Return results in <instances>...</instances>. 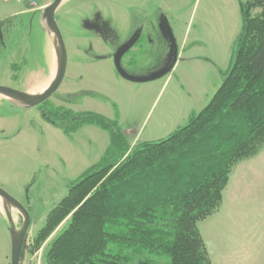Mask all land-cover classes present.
Returning <instances> with one entry per match:
<instances>
[{"label": "rangeland", "instance_id": "374dc122", "mask_svg": "<svg viewBox=\"0 0 264 264\" xmlns=\"http://www.w3.org/2000/svg\"><path fill=\"white\" fill-rule=\"evenodd\" d=\"M34 1L37 8L21 1L8 4L17 6L12 10L16 11L36 10L50 2ZM245 1L66 0L57 8L55 21L67 57L61 84L45 102L28 109L0 97V188L28 212L26 248L44 226L47 213L102 160L109 146L106 129L91 123L64 133L43 113L61 107L74 114L99 115L115 122L131 146L166 139L198 114L221 85ZM3 2L0 15H8L12 11L4 9ZM40 16L37 10L0 20V86L25 92L48 75V43ZM162 20L177 47L173 69L151 81L126 80L115 68L114 54L138 30L143 37L136 50L121 58L123 72L142 78L166 67L168 43L159 30ZM10 213L20 228V213L14 208ZM66 227L67 223L59 226L35 253L27 248L20 264H43L45 252ZM196 227L206 233V224ZM10 248L8 223L0 212V264H10ZM146 259L169 263L167 256ZM213 262L224 264L219 254Z\"/></svg>", "mask_w": 264, "mask_h": 264}, {"label": "trees", "instance_id": "16d2710c", "mask_svg": "<svg viewBox=\"0 0 264 264\" xmlns=\"http://www.w3.org/2000/svg\"><path fill=\"white\" fill-rule=\"evenodd\" d=\"M240 13L221 85L166 139L131 146L99 115L61 107L43 113L64 133L94 123L110 137L102 160L47 213L30 254L67 223L43 264H155L149 255L167 256L168 264H210L196 224L217 211L231 169L264 145V0H246ZM27 248L24 242L21 259Z\"/></svg>", "mask_w": 264, "mask_h": 264}, {"label": "crops", "instance_id": "0c3cea01", "mask_svg": "<svg viewBox=\"0 0 264 264\" xmlns=\"http://www.w3.org/2000/svg\"><path fill=\"white\" fill-rule=\"evenodd\" d=\"M19 1L21 5L30 4L28 0H4L2 4L5 6L4 9L9 7L11 12L18 7L8 3H19ZM51 2L52 0L36 10L23 8L8 15L1 13L0 20L29 15L37 10L41 12ZM33 19V17L30 19L31 22ZM39 23L48 43L45 61L48 75L27 87L28 90L25 92L31 94L47 88L56 68L51 37L43 25L41 16ZM199 222L206 224L207 227L206 233H199L210 264H217L213 262L216 254L221 255L224 264H264V145L254 156L239 161L231 169L217 211Z\"/></svg>", "mask_w": 264, "mask_h": 264}, {"label": "water", "instance_id": "95a60500", "mask_svg": "<svg viewBox=\"0 0 264 264\" xmlns=\"http://www.w3.org/2000/svg\"><path fill=\"white\" fill-rule=\"evenodd\" d=\"M64 1L65 0H52V2L41 11V20L43 21V25L51 37L55 54L56 68L53 79L51 80L47 88L35 94L20 92L0 86V97L17 103L20 106L28 109L45 102L57 90L65 74L67 57L64 42L55 21V12ZM159 30L168 43V61L166 67L164 68V70L162 69L161 72L159 71L157 74L148 77L134 78L125 74L120 67V59L127 52L130 46L133 45V43H130L120 47L114 54L115 68L126 80L132 82L151 81L168 74L173 69L177 60V47L175 45L172 33L165 20L161 21ZM0 202L2 205V210H0V212L5 216L7 220L8 230L10 234V264H20L23 245L29 228V215L28 212L15 199L9 196L1 188ZM11 208L18 210L21 215L22 224L20 228H16L14 226L13 219L10 213Z\"/></svg>", "mask_w": 264, "mask_h": 264}, {"label": "flooded vegetation", "instance_id": "af4514ba", "mask_svg": "<svg viewBox=\"0 0 264 264\" xmlns=\"http://www.w3.org/2000/svg\"><path fill=\"white\" fill-rule=\"evenodd\" d=\"M142 31L141 30H138L124 45H127V44H130V43H133V45L132 46H130V48L127 50V52H129V51H134V50H136V48H137V45H138V43L140 42V40L142 39ZM124 45H122V46H124ZM121 46V47H122ZM119 49V48H118ZM126 52V53H127ZM125 53V54H126ZM123 57V56H122ZM121 60V59H120ZM127 74V73H126Z\"/></svg>", "mask_w": 264, "mask_h": 264}, {"label": "built area", "instance_id": "2783aa9c", "mask_svg": "<svg viewBox=\"0 0 264 264\" xmlns=\"http://www.w3.org/2000/svg\"><path fill=\"white\" fill-rule=\"evenodd\" d=\"M28 2L30 3V6L31 7H33V8H36L37 7V5H36V3H35L34 0H28Z\"/></svg>", "mask_w": 264, "mask_h": 264}, {"label": "bare ground", "instance_id": "6f19581e", "mask_svg": "<svg viewBox=\"0 0 264 264\" xmlns=\"http://www.w3.org/2000/svg\"><path fill=\"white\" fill-rule=\"evenodd\" d=\"M0 210H2V205H1V202H0Z\"/></svg>", "mask_w": 264, "mask_h": 264}]
</instances>
